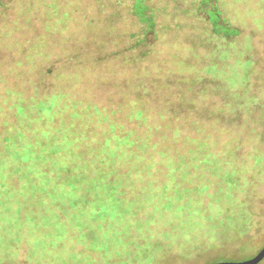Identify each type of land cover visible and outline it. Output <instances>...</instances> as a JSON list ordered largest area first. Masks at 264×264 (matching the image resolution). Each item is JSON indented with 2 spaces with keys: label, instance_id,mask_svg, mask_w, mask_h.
<instances>
[{
  "label": "rangeland",
  "instance_id": "1",
  "mask_svg": "<svg viewBox=\"0 0 264 264\" xmlns=\"http://www.w3.org/2000/svg\"><path fill=\"white\" fill-rule=\"evenodd\" d=\"M191 1L146 0L155 21L146 42L151 51L132 63L134 52L126 47L142 35V25L127 0H0V77L16 78L24 87L37 76L51 89L48 84L57 81L37 72L63 66L73 72L70 91L78 89L114 108H125L127 102L145 105L154 135L168 138L173 149L186 151L191 138L205 135L209 150L220 154L238 143L231 165L239 168V186L230 196L236 203L245 199L249 226L230 229L206 252L187 253L190 245L181 236L173 244L165 239L166 251L149 264L243 261L264 244V0H203L194 13ZM211 20L217 24L215 34ZM81 55L92 64L77 73L69 58ZM18 59H25L24 67ZM4 86L0 83V91ZM208 199L201 197V202ZM209 208L213 215L220 213ZM58 232L55 240L25 233L24 242L0 256L9 264H105L102 250L91 249L73 231Z\"/></svg>",
  "mask_w": 264,
  "mask_h": 264
},
{
  "label": "trees",
  "instance_id": "2",
  "mask_svg": "<svg viewBox=\"0 0 264 264\" xmlns=\"http://www.w3.org/2000/svg\"><path fill=\"white\" fill-rule=\"evenodd\" d=\"M127 2L142 25V35L126 47L134 52V63L151 51L146 42L154 31V11L146 0ZM202 2L192 0L189 10L198 11ZM211 22L215 34L217 24ZM72 59L77 73L92 64L84 57ZM66 71L60 66L37 72L57 81L48 84L51 89L37 76L24 87L16 78L0 77L5 84L0 91V252L18 247L30 231L55 240L58 231L69 230L91 249L102 250L105 264H134V259L149 264L166 251L165 239L173 244L181 236L190 245L187 253L200 252L230 229L249 226L245 199L236 203L230 196L239 186V168L231 165L238 143L220 154L209 150L205 135L191 138L186 151L173 149L168 138L154 135L145 105L114 108L70 91L73 72ZM205 196L207 204L201 202ZM209 204L220 213L213 215ZM0 264L9 259L0 256Z\"/></svg>",
  "mask_w": 264,
  "mask_h": 264
},
{
  "label": "water",
  "instance_id": "3",
  "mask_svg": "<svg viewBox=\"0 0 264 264\" xmlns=\"http://www.w3.org/2000/svg\"><path fill=\"white\" fill-rule=\"evenodd\" d=\"M264 258V244L263 246L253 255V257L243 260V261H237V262H231V261H219V262H210L206 264H257L259 261H261Z\"/></svg>",
  "mask_w": 264,
  "mask_h": 264
}]
</instances>
